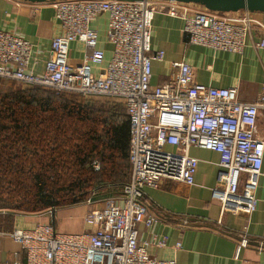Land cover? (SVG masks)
<instances>
[{"label":"built area","instance_id":"1","mask_svg":"<svg viewBox=\"0 0 264 264\" xmlns=\"http://www.w3.org/2000/svg\"><path fill=\"white\" fill-rule=\"evenodd\" d=\"M52 6L61 34L51 42L44 70L39 74L32 67L34 50L28 40L0 30V79L123 105L130 123L132 174L123 197L89 211L85 232L62 233L54 223L0 232V238L13 239L25 255L23 262L15 253L13 261L2 264H178L152 257L148 244L139 240V226L153 232L159 223L143 202L146 188L167 181L196 186L199 160L191 155L193 148L219 156L217 184L211 191L223 212L253 215L264 177V136L258 129L264 94L243 102L236 87L199 84L186 62L173 64L178 70L174 78L153 85V62L164 53L152 51V31L158 14L180 18L188 45L241 55L252 32L264 30L258 13L215 12L198 4L159 0H70ZM102 15H108L107 39L113 51L95 76L92 68L103 63L104 52L98 49L92 24ZM75 42L90 51L76 66L69 62ZM256 47L264 48V43ZM94 168L100 169L97 162ZM55 213L49 210L50 216ZM166 244V239L158 241L159 247Z\"/></svg>","mask_w":264,"mask_h":264},{"label":"crops","instance_id":"2","mask_svg":"<svg viewBox=\"0 0 264 264\" xmlns=\"http://www.w3.org/2000/svg\"><path fill=\"white\" fill-rule=\"evenodd\" d=\"M258 18L264 25V14H258ZM92 28L98 34V49L104 52L103 63L92 68L93 74L99 76L112 58L113 46L107 39L108 15L100 16ZM0 30L17 34L32 44V67L40 74L49 59L53 38L61 34V25L51 3L0 0ZM261 42L264 43V30L255 29L241 55L191 46L184 33L183 20L158 14L153 22L152 51L163 52L164 56L153 62L152 84L162 85L174 78L178 70L173 64L186 62L193 68L195 82L215 88L236 87L243 102H253L264 94V48L256 47ZM87 52L90 51L81 43L71 44L70 64H80ZM258 129L264 136V109L260 110ZM191 155L199 160L196 186L167 181L159 188L145 189L143 202L149 214L156 217L159 223L153 232L140 225L139 240L148 244L152 257L174 259L178 264H264V177L259 183V204L253 215L247 218L224 213L211 191L217 184L218 154L193 148ZM79 209L68 212L70 217L81 222L77 229L82 233L87 228ZM1 215L7 229L56 223V218L52 219L49 211ZM163 239L167 244L162 248L158 246V241ZM178 244L181 248L176 250ZM0 246L5 248V251H0V264L13 261L15 253L19 261L25 260L17 245L0 238ZM8 247L14 251L7 252Z\"/></svg>","mask_w":264,"mask_h":264},{"label":"trees","instance_id":"3","mask_svg":"<svg viewBox=\"0 0 264 264\" xmlns=\"http://www.w3.org/2000/svg\"><path fill=\"white\" fill-rule=\"evenodd\" d=\"M15 84L0 80V214L70 209L121 192L132 174L125 107Z\"/></svg>","mask_w":264,"mask_h":264},{"label":"rangeland","instance_id":"4","mask_svg":"<svg viewBox=\"0 0 264 264\" xmlns=\"http://www.w3.org/2000/svg\"><path fill=\"white\" fill-rule=\"evenodd\" d=\"M15 85L17 87H20V88H23V89H29V87H25L23 84L16 83ZM114 197L115 198L116 197L117 198L123 197L122 191H121V193L120 192L119 193H115L112 196V198H114ZM105 202H92L91 200H88L86 203L82 204L79 207L70 208V209L57 210L55 216L54 217L51 216V218L52 219H55L56 218L55 227H56V229L59 232H62V233H79V230L77 229V227H78L80 221H77L75 218L70 217V213L68 211H70L72 209H78V208H80L79 209L80 210L79 212H80V214L82 216V219L84 220L85 216L89 213V211L92 208H98V207L100 208L101 206H103L105 204ZM3 218H4V216L1 215L0 216V232L5 231L6 233H10L12 231V229H7L4 226ZM1 238L3 240L9 241L12 244L17 245L18 248H20V245L18 243H16L10 237H1ZM6 249H7V252H9V253H10V251H12V252L14 251L11 247H8ZM0 251H5V248H3L2 246H0Z\"/></svg>","mask_w":264,"mask_h":264},{"label":"water","instance_id":"5","mask_svg":"<svg viewBox=\"0 0 264 264\" xmlns=\"http://www.w3.org/2000/svg\"><path fill=\"white\" fill-rule=\"evenodd\" d=\"M30 3H56L70 0H24ZM113 1H144V0H113ZM173 1L179 3H193L204 6L215 12H239L249 11L252 13L264 14V0H159Z\"/></svg>","mask_w":264,"mask_h":264}]
</instances>
